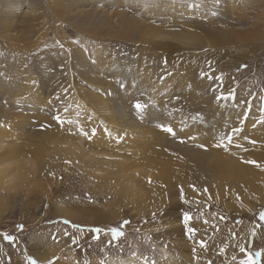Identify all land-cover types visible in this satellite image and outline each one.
<instances>
[{
    "label": "rangeland",
    "instance_id": "rangeland-1",
    "mask_svg": "<svg viewBox=\"0 0 264 264\" xmlns=\"http://www.w3.org/2000/svg\"><path fill=\"white\" fill-rule=\"evenodd\" d=\"M0 156V264H264V0H0Z\"/></svg>",
    "mask_w": 264,
    "mask_h": 264
},
{
    "label": "snow or ice",
    "instance_id": "snow-or-ice-1",
    "mask_svg": "<svg viewBox=\"0 0 264 264\" xmlns=\"http://www.w3.org/2000/svg\"><path fill=\"white\" fill-rule=\"evenodd\" d=\"M61 47H63L61 45ZM242 67H246V65H242ZM218 79V78H217ZM230 95H233V93H230ZM221 98H224V97H221ZM134 108L137 110V111H142L146 106L144 104H142L141 102L137 101L134 105ZM56 121L58 124L60 125H63L65 123L64 120H62L59 116H56L55 117ZM68 123H71V121H68ZM161 128L162 130L166 131V132H169V133H173V129L170 127V126H164V125H161ZM241 131V129H232L231 132L234 133V132H239ZM80 133L86 137H88L89 139H91V136H95L96 135V130L95 129H92L91 131V136H89V133L88 132H85L83 130V128H80ZM224 139H227L228 143L231 144L232 143V135L231 133L229 134H226L223 138H222V141L220 144L216 145L217 147H227V145H225L223 143V140ZM252 143H255V141H252ZM248 163H252V164H256L257 167H259V165L256 163V161H248ZM194 187V186H193ZM195 190V189H194ZM205 191H207V189H205ZM183 217H184V221L185 223H187L189 220H190V213L189 212H184L183 213ZM260 219L261 220H264V212H262L260 214ZM65 224H68L70 223V221H64ZM130 224V221H123L122 224L119 226V227H115V228H112V229H109L108 231H110L111 233V237L112 239L109 241V244L112 243V241H119L121 239L122 236H124V231H123V228L124 226ZM21 229L23 228L22 225L19 226ZM91 232L94 233V239L96 240H99L100 239V236H99V233L102 232V231H105L104 229H100V228H95V229H91L90 230ZM189 232H195L196 230L194 228H190L188 229ZM9 239H12L11 237H9ZM201 246L203 247L204 244L203 242H201ZM32 264H36V261L33 260L32 261ZM49 264H52V262L50 261ZM152 264H156L155 261L152 262Z\"/></svg>",
    "mask_w": 264,
    "mask_h": 264
},
{
    "label": "bare ground",
    "instance_id": "bare-ground-1",
    "mask_svg": "<svg viewBox=\"0 0 264 264\" xmlns=\"http://www.w3.org/2000/svg\"><path fill=\"white\" fill-rule=\"evenodd\" d=\"M10 152L8 153V155L9 154H14L15 152H16V149L15 148H12V149H10L9 150ZM5 152L6 151H3V155L5 154ZM2 155V156H3ZM0 158H1V156H0ZM173 174V173H172ZM173 175H175V174H173ZM175 176H177V179H179L180 180V178L182 177V175H180L179 174V172H177V174L175 175ZM185 180V178L183 179V181ZM181 185V184H180ZM114 190L116 191V193L117 192H121V194H119V197L120 198H118L117 200H119V201H121L120 199L122 198V199H125L126 197H122V194H125L126 196H128L124 191H122V190H118V188H114ZM114 193V192H113ZM117 198V197H116ZM128 199H129V197H128ZM59 212L62 214L61 216H63V217H68V218H73L71 215H70V213L68 212V211H66V210H59Z\"/></svg>",
    "mask_w": 264,
    "mask_h": 264
}]
</instances>
